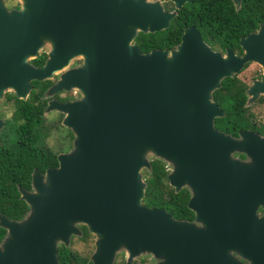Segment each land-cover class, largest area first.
<instances>
[{
	"label": "water",
	"instance_id": "95a60500",
	"mask_svg": "<svg viewBox=\"0 0 264 264\" xmlns=\"http://www.w3.org/2000/svg\"><path fill=\"white\" fill-rule=\"evenodd\" d=\"M186 1L17 0L10 10L0 3V95L23 99L30 81L55 72L49 92L79 93L47 102L46 111L62 114L70 150L56 155L54 168L32 173L30 191L19 193L22 217L0 222V264H58L56 243L79 234L74 224L94 237L90 264H112L118 249L124 264L141 254L155 264H264V137L216 130L222 111L210 97L248 61L262 73L244 104L264 97V25L238 40L241 56L210 51L190 27L173 48L139 53L134 36L165 29ZM44 44L42 65L31 66L27 58ZM76 57L80 65L64 69ZM146 152L170 165L174 193L187 190L192 220L139 204Z\"/></svg>",
	"mask_w": 264,
	"mask_h": 264
},
{
	"label": "trees",
	"instance_id": "16d2710c",
	"mask_svg": "<svg viewBox=\"0 0 264 264\" xmlns=\"http://www.w3.org/2000/svg\"><path fill=\"white\" fill-rule=\"evenodd\" d=\"M248 1L250 2V0ZM191 2L194 5H199L200 11L198 10V15H203L208 19L206 23L201 24V28H204L210 34L224 35L225 39L223 40L227 42V46L229 44L234 45L238 35H243L256 27V23L245 21L247 17L241 14L240 9L233 10L228 0H191ZM201 7H205V9H201ZM194 18L189 3L183 4L177 15L170 19L165 29L146 34L137 33L132 39V43L136 46L139 53H146L150 49L172 47L175 43L177 44L178 36L183 26L192 24L194 27L197 26L198 31H201L200 27L193 22ZM44 59L45 55L40 53L30 60L29 63L34 66H40ZM33 83L37 82L33 81ZM48 83V81H43L41 86L46 87ZM243 89L244 87L235 77H225L220 80L219 87L211 92V100L222 111L220 118L213 119V127L216 130L230 136H235L239 130H257L247 114V108L244 107L245 95L243 94ZM30 95L34 96L32 92ZM18 102L15 115L5 121L3 127L25 131L21 137L24 136L26 139H21L19 143V146L23 144L24 148L22 146L13 150L12 146L14 147L18 143V136L4 134L3 168L8 170L10 174L20 171L23 174V179L26 180L31 167L34 166L39 171L43 167L54 168L56 160L53 153L36 146V134L30 136L39 125L38 108H41L42 104L41 107H31L26 101L19 100ZM259 132L264 136L263 126L262 129H259ZM65 133L68 139L71 138L68 130L65 129ZM28 153H30V156H27ZM27 159L32 161L30 166L27 164ZM166 173V169L160 161H149V171L146 176H143L145 185L141 203L146 207L164 210L174 220H192L193 215L185 206L188 197L187 190L182 188L174 193L165 181ZM80 231L82 233L81 238L88 236L84 227L81 226ZM55 257L58 264H90L85 258L77 257L75 253L61 245L56 248ZM131 264H136V262L134 261Z\"/></svg>",
	"mask_w": 264,
	"mask_h": 264
},
{
	"label": "flooded vegetation",
	"instance_id": "af4514ba",
	"mask_svg": "<svg viewBox=\"0 0 264 264\" xmlns=\"http://www.w3.org/2000/svg\"><path fill=\"white\" fill-rule=\"evenodd\" d=\"M228 1L231 4L233 10L240 9V11L242 12L241 14L246 15V17H247L245 20L246 22L256 23V27L253 30L248 31L243 35H238L237 40H236L234 45L229 44V46H227V42H225L223 40V39H225L224 35L217 34V33L210 34L209 32L205 31L204 28H201V24L206 23V21L208 19H207V17H205L203 15H198L199 5H194V3L191 2V0H187L186 2H183L180 5L179 9L175 10V15L173 16V18L177 15L178 11L183 6V4L189 3V6L192 8V15L195 17L193 19V22L200 27L201 31H198V29L196 28L197 27L196 25H195L196 27H194V25L188 24V25L182 27L181 33H182L184 28L190 27L191 29H193L197 33L200 41L210 51L217 52V53H220L223 55L225 50H230L234 56H241L242 50L240 49V46L238 45V40L243 39V38L247 37L248 35H253V34L257 35V31H258L259 27L264 25V0H250V2L248 0H238V5H237L236 9H234L231 0H228ZM161 7H162V10L165 12H169L173 9V5L171 2L162 3ZM201 9H205V7H201ZM181 33L178 36V41H179ZM144 34H146V33H144ZM175 45H176V43L172 47H174ZM172 47H168V48L161 47L159 49H150L149 51H151V50H169ZM249 64H251V62L244 63L242 65L240 71L244 70ZM31 66L38 68L41 65L40 66L31 65ZM258 78H259V74L257 75V77L255 79H258ZM43 81H47V80L35 81V82H37L35 84L33 83V81H30L29 82V86H30L29 90L23 99H19V98L15 97V95L13 93H7V94L1 93V95H0V120H1V123H0V222L3 219H5L7 221H11V222H16L20 219V217L24 214V212L26 210L24 203L19 199L20 191H23V192H29L30 191V180H31V175L34 171L37 172L38 174H43V172L46 169H50V167H43L42 170L39 171L33 166V167H31L30 171L27 174L28 178L26 180H24L23 174H21L20 171H18L15 174H10L8 170H5L3 168V154H4V152H3V138H4V136L3 135L4 134L5 135L11 134L13 136L14 135L18 136V143L15 144L14 147L12 146L13 150H16L19 147H22L23 146L22 143H21L22 145L19 146L20 140L26 139L24 136L21 137L22 133H24L25 131L23 132V130H20L17 128L7 129V128L3 127L5 121H8L9 119H11L15 115V110L19 104V102H18L19 100L20 101H26V103L31 107H34V106L41 107V104H42V107L38 108L39 109V117H40L39 125L34 129V131L30 135V136H32V135L36 134V138H37L36 139V146L42 148V150H46V151H49L50 153H53L55 156V160H56L57 154H61V153H64L66 151V148L54 151L50 147H46L44 145V141H43L44 133L42 132L43 130L41 127V123L43 121V114L48 112L45 110V107H46L47 102L49 100L45 97H41V92L50 86V82L48 81L49 83L46 87H42L41 82H43ZM31 92L34 94V96L30 95ZM259 98L262 100V97H259ZM54 99L57 103H65V99H67V98L65 96L62 97V96L55 95ZM3 108H5V109L8 108V110H10L8 118H6L5 120H3L2 117H3L4 113H5V115L7 113L2 112ZM51 111H53V110H51ZM55 112H57V111H55ZM247 114L250 116L251 122H252L254 128H256L257 130H255V131L243 130V131L253 132V133L258 134L259 136H263L259 132V129H262V126L264 127V125L261 123H256L252 118V114L249 113L248 111H247ZM58 117H59V115H58ZM15 120L18 122V119L16 117H15ZM58 127H59V130L62 132L63 136L66 137L65 128L62 127L61 125H59ZM230 137L236 138V135L230 136ZM63 140H66V138H64ZM70 140H71V138H69V141ZM23 148H24V146H23ZM27 156H30V153H28ZM234 156L240 161L244 159V156L242 154H235ZM31 162H32L31 159H27V164L29 166L31 165ZM4 234H5V230L0 226V242L2 241V239L4 237Z\"/></svg>",
	"mask_w": 264,
	"mask_h": 264
},
{
	"label": "rangeland",
	"instance_id": "374dc122",
	"mask_svg": "<svg viewBox=\"0 0 264 264\" xmlns=\"http://www.w3.org/2000/svg\"><path fill=\"white\" fill-rule=\"evenodd\" d=\"M143 1L146 3H152L155 0H143ZM0 3L2 4L5 10H10L16 7L17 0H0ZM162 3H165V2H161L160 7L162 6ZM46 51H47V48L44 44V46H42V48L36 53V55H39L40 53L45 54ZM217 54H219L220 56L224 55L220 53H217ZM30 60L31 58H27L26 61H30ZM248 62H251V64H249L244 70L242 71L239 70L232 76V77H235V79L244 87L243 94H245V90L251 84V82L259 80V78L261 77V73H262L261 67L258 64L252 61H248ZM79 65H80V58L76 57L72 59L64 69H70L73 67H77ZM59 74L60 72H55V74H53L51 78L47 79V81L50 82V85H52L57 80V77L59 76ZM258 74H259V78L255 79ZM7 93H12V92L10 90H4L2 92V94H7ZM55 95L62 96V97L65 96L67 98L65 99V103L73 101V100H77L79 98V93L75 89H70L68 91H57L54 93H51L47 89H44L41 92V97H45L49 101H53V102H56L54 99ZM259 97H262V100ZM244 107H246L247 111L252 114V118L256 123H261L264 125V97L263 96L258 95L255 99L246 101V103L244 104ZM47 111H48L47 113L43 114V121L41 123V127L43 130L42 132L44 133V136H43L44 145L46 147H50L54 151L66 148V151L64 153H67L70 150V141L67 137L63 136L62 132L59 130V127H58L59 125H61L59 121H61L62 114L58 111L55 112L54 110L53 111L47 110ZM2 112L7 113L6 115L4 113L2 117V119L5 120L6 118H8L10 110H8V108L7 109L3 108ZM0 123H1V120H0ZM64 138H66V140H63ZM235 154L236 153H232L231 157L237 159L234 156ZM144 159L147 163L150 160L160 161L164 165L166 172L168 171V169H170L169 164L161 161L159 158H156L150 152L145 153ZM244 160L245 158L241 161H244ZM148 171H149L148 167L141 168L139 170V176L143 184H144L143 176H146ZM179 190L180 189H178L177 192ZM139 204L143 206V204L141 203V200ZM73 226L79 231V234L69 236L65 247L68 248L73 253H75L77 257L85 258L87 262H90L89 257L94 249V245H93L94 237L92 235L87 234L88 235L87 237L81 238L82 237L81 235L82 233L80 231L81 225L74 224ZM59 245H60L59 243H56V248ZM134 261L136 262V264H155L156 263V260L153 259L149 254L148 255L141 254L140 256H137L132 260V262ZM235 261L240 264H245L242 260H240L237 257H235ZM124 262H125V253L122 251V249H118L113 256L112 264H124Z\"/></svg>",
	"mask_w": 264,
	"mask_h": 264
}]
</instances>
